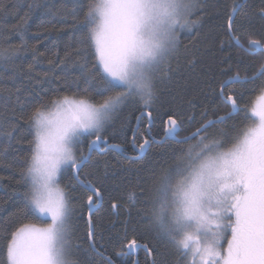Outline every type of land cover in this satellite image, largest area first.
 <instances>
[{
  "label": "snow or ice",
  "instance_id": "snow-or-ice-1",
  "mask_svg": "<svg viewBox=\"0 0 264 264\" xmlns=\"http://www.w3.org/2000/svg\"><path fill=\"white\" fill-rule=\"evenodd\" d=\"M72 3L73 7L59 20V10L52 12L46 8L52 17L47 23H63L67 15L73 17V27L80 35L73 33L68 47H72L73 40L79 47L65 53L61 66L67 70L68 60L78 57L71 67L79 74L69 81L66 72L65 77L58 78L63 79V84L52 90L51 95L47 89L43 96L37 93L40 98L24 120L32 136L28 140L30 155L24 157L17 180V184L28 186L19 211L50 217L51 223L44 228L25 224L13 231L7 244L8 264H80L74 258L79 245L73 243L74 198L69 194L75 185L61 186V180L70 171L71 180L93 192L87 197L91 213L101 192L91 182L80 179V170L91 159L94 149L102 142L108 143L103 137L105 124L114 119L127 101L138 98L141 114L147 111L151 126L157 74L166 71L170 56L179 48V31L198 25L201 19L189 17L204 7V0H87V3L72 0ZM28 8L31 11L33 5ZM239 8V3L233 0L226 28L238 45L235 16ZM3 10L0 5V11ZM20 40L26 47L22 34ZM240 47L255 55L264 45L250 40L247 47ZM13 54L0 48V60L8 61ZM90 55L94 56L91 67ZM258 80L262 81L259 85ZM249 85L251 88L246 87ZM257 89L264 92V62L251 75L237 72L221 80L218 95L230 111L212 119H205L208 115L205 111L203 123L190 135L177 139L181 124L170 114L165 122L164 139L171 138L180 144L199 139L186 150L181 149L183 154L159 173L154 165L149 166L148 175L138 183L139 186L148 181V186L139 193H129L131 206L143 197L140 203L147 207H141L137 215L147 219L156 227L157 235L172 245L176 258L171 264H181L189 256L191 264H264V105L252 111L258 122L253 121L235 136L225 129H218L214 137L207 134L209 128L225 124L241 112L243 120H251L245 93ZM94 95L103 97L102 103H92ZM259 99L264 101V95ZM136 119L139 121L141 117L138 115ZM17 131L13 126L3 133L9 148ZM91 136L95 139H88ZM85 141L87 152L81 147ZM151 142V138H146L139 144L137 158L143 159L141 153L147 155L145 149L150 148ZM230 142L231 146L226 148L225 144ZM7 151L5 148V154ZM112 207L116 209L118 205ZM94 227L90 217L88 239L92 249L96 247ZM125 239L127 251L118 255L143 248L150 258L146 264H169L164 257L157 258L154 245L135 236ZM225 239L226 248L222 243Z\"/></svg>",
  "mask_w": 264,
  "mask_h": 264
},
{
  "label": "trees",
  "instance_id": "trees-1",
  "mask_svg": "<svg viewBox=\"0 0 264 264\" xmlns=\"http://www.w3.org/2000/svg\"><path fill=\"white\" fill-rule=\"evenodd\" d=\"M84 2L87 3V0ZM236 2L241 4L235 16V35L239 37V44L247 47L248 42L253 40L264 45V0ZM30 4L33 5L31 11L28 8ZM0 5L4 8L0 11V48L14 53L10 60H0V118H3L0 120L3 123L0 130V264H8L7 244L11 233L25 224L38 227L48 224L42 217L19 211L23 207L24 193L28 191V186L17 184V180L20 178V169L24 166V157L30 155L28 140L32 139L24 120L32 105L40 98L37 93L43 96L47 89L51 95L52 90L63 84V79L58 78L65 77L67 72L66 79L71 81L79 74L77 69L71 67L72 61L78 57L72 56L68 60L67 70L61 66V61L65 59L66 52L79 47L74 40L71 48L68 44L69 37L73 33L78 37L80 32L73 27L75 21L71 15H67L66 22L63 23H47L52 17L46 12V8L52 12L59 10V20L73 7L72 0H0ZM232 5L233 0H204L203 11L196 10L189 17L191 20L201 19V22L190 29L183 28L179 31V48L170 56L166 71L157 74V96L150 109L154 119L148 132L147 120L141 118L133 135L136 117L141 113L138 98L127 101L114 119L105 124L104 139L109 144L120 147L121 152L100 148L92 153L91 159L80 170V179L94 184L102 197L100 207L91 215L96 233V252L89 248L86 221L87 197L92 194L70 179V171L61 180V186L75 185V189H70L69 194L74 198L73 243L79 245L74 258L80 264H134L133 257L117 254L126 249L125 236L127 239L135 236L142 242L154 245L157 258L164 257L169 264L176 258L172 245L157 235L156 227L142 215H137L141 207H147L140 203L143 197L139 198L135 206H131L129 193H139L142 187L148 186V181L139 186L138 183L148 175L149 166L154 165L159 173L183 154L181 149L186 150L199 139L197 137L196 140L183 144L174 141L158 143L164 136L165 122L170 114L181 124L178 137L190 135L203 123L202 113L205 111L208 114L205 119L230 111V107L218 95L221 80L237 72L251 75L264 62L263 53L247 54L227 33V15ZM82 16L83 13H80V18ZM21 34L26 47L21 44ZM88 59L91 67L94 56L90 55ZM256 83L259 85L262 81L258 80ZM246 87L251 88V85ZM227 91L226 89V94ZM262 95L264 92L259 89L245 93L250 116L253 109H259L260 107H256L263 105L259 99ZM102 101L103 97L95 95L91 100L96 104ZM243 115L241 112L225 124L209 128L207 134L214 137L218 129H225L231 136H235L237 131L250 126L253 121L257 122V117L252 116L251 120L246 121L242 119ZM13 126L18 131L9 148V142L3 133L11 131ZM145 137L152 139L151 146L143 159H136L134 146L138 148ZM132 138L134 144L131 142ZM230 146L231 142L225 144L226 148ZM81 147L87 152L86 141ZM5 148H8L6 154ZM113 204L118 207L113 209ZM137 259L138 264H146L149 258L140 250ZM181 264H191V257L185 258Z\"/></svg>",
  "mask_w": 264,
  "mask_h": 264
},
{
  "label": "water",
  "instance_id": "water-1",
  "mask_svg": "<svg viewBox=\"0 0 264 264\" xmlns=\"http://www.w3.org/2000/svg\"><path fill=\"white\" fill-rule=\"evenodd\" d=\"M246 0H243V2H245ZM240 6H241V4H239ZM232 38V37H231ZM233 39V38H232ZM234 41V43L235 44H237V42H236V40L234 39L233 40ZM238 45V44H237ZM239 47H240V44L238 45ZM258 52H261V53H263L264 54V48H261ZM257 52V53H258ZM223 99V98H222ZM139 116L141 117V118H145L146 120H147V132H148V128H149V124H148V117H147V111H145L144 112V114H139ZM140 121V120H139ZM139 121L138 120H136V126H135V129H134V132H133V135L135 134V132H136V130H137V128H138V124H139ZM151 125H152V122H151ZM168 126H170V125H168ZM202 134V133H201ZM164 137H165V133H164V136H163V138L158 142V143H162L161 141H163V142H165V141H174V142H176L175 140H172L171 138H168V139H164ZM181 138H183V137H178L177 136V139H181ZM191 141V140H190ZM131 142H132V144H134L133 142V138H132V140H131ZM189 142V141H188ZM100 148H104L105 150H113V151H115V152H118V153H120L121 152V148L120 147H118V146H116V145H112V144H109V142L107 143V144H104L103 142L100 144V146H99V148H96V149H94L92 152H91V155H92V153L94 152V151H98ZM134 150L136 151V154H137V156H138V152H139V147L137 148V147H135L134 146ZM147 150H148V148H146L145 149V152H147ZM87 151H88V149H87ZM140 155H143L144 156V154L143 153H141ZM136 159H139V158H137L136 157ZM77 182V181H76ZM78 183V182H77ZM79 184V183H78ZM80 185V184H79ZM82 186V185H81ZM83 187V186H82ZM84 188V187H83ZM88 192H90L92 195H94L93 194V192L92 191H90V190H87ZM94 199H95V197H94ZM101 203H102V197L100 196V198H99V202L98 203H96V206L93 208V210H92V212L91 213H89V210H88V205H87V216H86V221H87V225H88V221H89V218L91 217V215L100 207V205H101ZM93 251H95L96 252V250H95V248L94 249H92ZM143 251V252H145V254H146V251L143 249V248H138L134 253H129L127 256H131V257H133V259H134V264H138V252L139 251ZM125 251H127V249H125ZM147 255V254H146ZM149 258V257H148ZM150 259V258H149Z\"/></svg>",
  "mask_w": 264,
  "mask_h": 264
},
{
  "label": "rangeland",
  "instance_id": "rangeland-1",
  "mask_svg": "<svg viewBox=\"0 0 264 264\" xmlns=\"http://www.w3.org/2000/svg\"><path fill=\"white\" fill-rule=\"evenodd\" d=\"M260 103H263V105H264V101H261ZM260 105V104H259ZM258 107H261V106H257L256 108H258ZM257 122H258V118H257ZM194 144H196V143H193L192 145H194ZM43 219H45L46 221H47V225L45 226V227H47L50 223H51V219H50V217L49 218H44V217H42ZM37 228H44V227H38V226H36ZM229 234H230V230H229ZM222 243H223V245H224V247L226 248L227 247V240L225 239V240H223L222 241ZM198 260H199V258H197Z\"/></svg>",
  "mask_w": 264,
  "mask_h": 264
},
{
  "label": "flooded vegetation",
  "instance_id": "flooded-vegetation-1",
  "mask_svg": "<svg viewBox=\"0 0 264 264\" xmlns=\"http://www.w3.org/2000/svg\"><path fill=\"white\" fill-rule=\"evenodd\" d=\"M146 139V137L144 138V140Z\"/></svg>",
  "mask_w": 264,
  "mask_h": 264
}]
</instances>
